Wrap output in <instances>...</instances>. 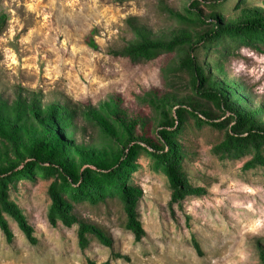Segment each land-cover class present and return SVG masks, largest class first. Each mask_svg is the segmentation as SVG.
I'll return each mask as SVG.
<instances>
[{
    "label": "rangeland",
    "instance_id": "obj_1",
    "mask_svg": "<svg viewBox=\"0 0 264 264\" xmlns=\"http://www.w3.org/2000/svg\"><path fill=\"white\" fill-rule=\"evenodd\" d=\"M0 14L7 18L0 32L4 174L30 163L28 150L44 138L46 127L64 146L51 164L57 162L70 180L79 181L116 164L128 141L150 151L146 143H156L164 117L177 121V109L188 105L199 107L201 119L206 114L219 122L242 114L248 126L264 129V47L241 46L224 56L223 47L205 49L201 41L214 16L224 23L264 24V0H0ZM130 19L149 41H186L150 62L116 58L112 52L139 42ZM187 54L199 66L207 65L198 93L217 92L229 110L197 95L192 80L174 71ZM32 93L40 97L37 116L26 110L14 121L15 99ZM61 112L68 113L66 124L60 122ZM58 128L61 133L51 132ZM224 133L209 126L185 131L183 169L190 186L204 195L187 197L180 205H170L168 182L152 172L151 157L138 156L139 169L129 182L143 193L138 214L145 236L139 242L124 228L118 199L75 207L76 218L99 228L112 241L114 253L126 258L122 260H109L111 250L95 242L82 252L76 226L49 224L47 189L53 179L35 171L34 182L20 181L15 189L8 184L10 201L26 218L37 244H28L4 216L13 239L7 243L0 231V264H260L264 167L243 171L250 157L220 161L213 156L211 148L224 140Z\"/></svg>",
    "mask_w": 264,
    "mask_h": 264
},
{
    "label": "trees",
    "instance_id": "obj_2",
    "mask_svg": "<svg viewBox=\"0 0 264 264\" xmlns=\"http://www.w3.org/2000/svg\"><path fill=\"white\" fill-rule=\"evenodd\" d=\"M117 1L123 3L131 0ZM6 22V16L0 14V32ZM210 22L213 25L201 38L205 49L223 47L224 56H227L229 55V50H238L241 46L252 50H259L260 47H264V24L258 21L224 23V21L214 16L210 18ZM127 23L131 32L139 38V42L112 52V55L119 59H126L132 64L150 62L157 58L160 52L172 50L186 41L181 38L173 39L167 43L149 41L143 36L132 19L128 20ZM222 40L225 42L220 44ZM189 48L191 51L192 46L189 45ZM206 66H199L194 55L187 54L174 71L185 74L192 80L193 89L197 95L203 97L206 101L214 102L220 110H229V106L224 105V96H219L217 92L208 89L198 93V89L206 81ZM39 104L40 97L34 93L25 98L17 97L13 103L14 121H17L26 110L36 117ZM198 111L199 107L189 105L188 108L177 109L178 120L164 117V121L160 126L161 129L157 132L156 143H146L150 147V151L133 140L128 141L126 142L127 145L124 146L127 152L122 151L120 153V159H118L116 164L101 168L99 172L93 173L94 179H89L90 177L84 179L83 177L80 181L78 178L70 180L67 171L62 169L57 162L56 164H51L60 156L61 153L59 152L63 150L64 146L56 143L57 141L53 139L50 130L46 127L44 138L33 143L28 150L29 158L31 159L29 164H26L21 171L9 174L0 172V231L5 241L10 243L13 239V235L8 230L4 219V216H7L15 222L28 244H37V240L32 235V228L28 225L26 218L10 201L8 184H11L12 189H15V185L20 181L34 182L35 179L32 178L33 172L40 171L44 175L43 179H53L47 189L49 200L47 218L49 224L55 226L56 222H60L66 228L76 226L77 247L82 252L88 249L91 242H95L111 250L109 260L126 259L119 253H114L112 241L99 228L77 219L73 211L82 202L97 206L118 199L126 216L124 228L133 235L134 242L141 241L145 233L139 219L138 205L143 193L139 187L129 182L132 175L139 169L136 159L141 154L150 156L152 172L161 175L167 180L170 190V205H180L185 198L190 196H203L204 191L190 186L188 177L183 169L187 153L182 142L185 131L190 126L197 129L209 126L221 132L225 130L224 140L211 148L212 155L218 160L228 161L250 157L244 163L243 171L264 167V129H255L248 126L247 115L238 114L215 122L213 117L203 113L204 119H201L198 116ZM59 116L60 122L66 124L69 117L68 113L61 112ZM174 121H176V127ZM51 132L61 133L59 128L55 131L51 130ZM130 142H132L131 146H129ZM45 163L50 165L46 167ZM193 247L200 255L199 246L195 242H193ZM259 260L260 264H264L263 253L259 254Z\"/></svg>",
    "mask_w": 264,
    "mask_h": 264
}]
</instances>
